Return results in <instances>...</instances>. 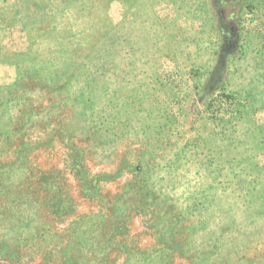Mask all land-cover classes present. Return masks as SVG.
Here are the masks:
<instances>
[{
  "label": "rangeland",
  "instance_id": "1",
  "mask_svg": "<svg viewBox=\"0 0 264 264\" xmlns=\"http://www.w3.org/2000/svg\"><path fill=\"white\" fill-rule=\"evenodd\" d=\"M0 264H264V0H0Z\"/></svg>",
  "mask_w": 264,
  "mask_h": 264
}]
</instances>
